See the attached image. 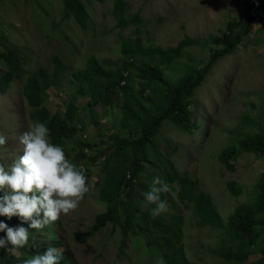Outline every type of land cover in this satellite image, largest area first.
Masks as SVG:
<instances>
[{"label":"rangeland","instance_id":"obj_1","mask_svg":"<svg viewBox=\"0 0 264 264\" xmlns=\"http://www.w3.org/2000/svg\"><path fill=\"white\" fill-rule=\"evenodd\" d=\"M114 1L82 0L89 12L88 26L82 29L72 19L62 18V0H0V50L6 48L4 44L15 47L24 58L22 67L26 71L21 77H12L6 92L0 90V134L7 138L6 145L0 148V163L5 167L22 154L18 137L30 125L39 122L30 118L32 108L22 94V85L35 69L52 70L54 56L62 62L61 84L60 88H48L45 105L51 113L61 114L74 89L71 73L82 69L88 57L93 55L118 67L123 63L119 44L124 39L138 40L142 46H174L186 35L205 39L209 34H220L228 21L249 13L244 0H123L127 4L124 16L130 19L137 15L138 20L121 28L113 15ZM208 52L209 46L187 47L181 57L165 69V75L175 80L187 66L206 60ZM139 60L137 58L136 62ZM2 62L0 59V74L5 70ZM192 99L191 109L198 128L191 133L184 132L164 121L154 143L181 173H188L196 181V192L210 195L221 220L226 223L235 206L254 199L256 184L264 173V155L240 153L234 160L233 172L226 170L218 160L224 147L264 126L263 14H256L250 32L235 51L212 66ZM88 100L89 95H80L76 100L83 127L77 136L99 144L95 149L96 163L87 166L88 181L94 183V190L75 211L44 228L43 235L36 231L35 245L49 243L51 238L61 239L62 247L71 252L70 264H161L156 251L148 253L142 241L135 246L129 237L119 252L121 233L109 225L86 240L74 236L75 232L88 229L94 216L106 207L99 198L101 186L97 183L105 175L101 167L109 153L110 135L118 130L121 118L118 92L111 109L100 103L91 112ZM65 149L67 158L75 163L76 149L71 140ZM151 171L153 167L147 164L144 174ZM230 181L241 187L238 196L227 190L226 183ZM162 195L168 206H173L170 211L183 216L181 241L190 261L235 264L218 254L226 238L222 229L198 226L191 208L181 205L173 191ZM11 223L10 227H14L20 221L13 217ZM258 255L251 253L244 264H251Z\"/></svg>","mask_w":264,"mask_h":264},{"label":"trees","instance_id":"obj_2","mask_svg":"<svg viewBox=\"0 0 264 264\" xmlns=\"http://www.w3.org/2000/svg\"><path fill=\"white\" fill-rule=\"evenodd\" d=\"M255 1L258 2L256 9L264 15V0ZM244 2L249 13L238 20L228 21L220 34H209L205 39L186 35L169 47L142 46L138 40L124 39L119 44L123 63L118 67L96 56L88 57L82 69L71 73L70 82L74 89L69 93L66 108L61 114L51 113L45 105L48 88H60L63 69L61 60L54 56L52 70L39 67L26 77L22 94L32 108L30 118L46 124L51 133V142L61 145L66 155L68 152L65 146L71 140L76 149L73 160L86 167L96 163L95 149L99 144L77 136L83 130L77 98L89 95L91 112L100 103L111 109L117 92L121 98L118 130L110 135L107 147L109 153L105 155L101 167L105 175L97 183L101 186L99 198L106 207L94 216L88 229L74 233L76 238L86 240L109 225L111 229H118L121 233L119 252L129 237L135 246L139 245L138 241H142L148 253L156 251L161 264H197L190 261L184 252L181 241L183 216L171 212L173 206H170L166 214L153 219L150 214L153 206L145 207L143 193L149 190L152 180L159 176L168 183L176 200L185 208H191L198 226H216L226 233L219 256L235 264H244L250 254L255 252L259 255L251 264H264V173L256 184L254 199L235 206L224 223L210 195L196 192V181L188 173H181L154 143V137L164 121L184 132L191 133L198 128L191 109L193 93L212 66L223 57L231 55L250 32L256 15L251 14L253 3L250 0ZM62 5L63 19L70 18L80 28H87L89 12L82 0H62ZM126 7L123 0L114 1L113 15L121 28L138 20L137 15L130 19L124 16ZM198 44L209 46L206 60L187 66L175 80L169 79L165 75V69L179 59L187 47ZM4 46L6 48L0 50V59L5 66L0 74L1 92L8 90L13 76L21 77L26 74L22 67L24 58L20 52L13 46ZM137 58H140L138 62ZM242 152L264 155V126L224 147L218 154V160L226 170L233 172L234 160ZM147 164L153 167V171L144 174ZM85 166V175L88 177L89 167ZM226 187L236 196L242 191L232 181L227 182ZM161 199L163 200L162 194ZM1 218L2 216L0 221H4L9 227L12 225L11 220ZM29 231V244L20 250V258L10 256L6 250L0 249V264H23L24 259L43 254L49 246L62 250L61 264L71 263V252L62 247L61 239L51 238L49 243L41 242L36 247L33 239L36 230ZM43 232L44 229L39 234L43 235ZM4 235L5 233L0 232V237Z\"/></svg>","mask_w":264,"mask_h":264},{"label":"clouds","instance_id":"obj_3","mask_svg":"<svg viewBox=\"0 0 264 264\" xmlns=\"http://www.w3.org/2000/svg\"><path fill=\"white\" fill-rule=\"evenodd\" d=\"M50 135L45 123H33L18 137L22 154L7 167L0 163V216L20 221L14 227L0 221V232L5 233L0 237V249L17 259L29 244V229L39 232L58 222L62 215L75 211L95 187L85 170L67 158L64 148L51 142ZM6 143L7 138L0 134V148ZM169 190L168 183L157 176L143 193L145 207L153 206V219L169 211L161 199ZM62 259V250L49 246L43 254L24 259L23 264H61Z\"/></svg>","mask_w":264,"mask_h":264},{"label":"built area","instance_id":"obj_4","mask_svg":"<svg viewBox=\"0 0 264 264\" xmlns=\"http://www.w3.org/2000/svg\"><path fill=\"white\" fill-rule=\"evenodd\" d=\"M250 2L253 3V7L251 8V14L256 15L257 13H260V11L256 9V7L258 6V2L255 0H250ZM83 136L85 137V134ZM79 168H82L83 170H85L84 166L82 165Z\"/></svg>","mask_w":264,"mask_h":264}]
</instances>
